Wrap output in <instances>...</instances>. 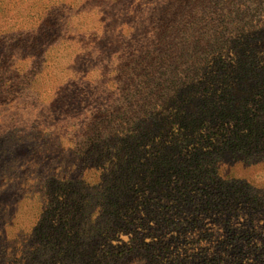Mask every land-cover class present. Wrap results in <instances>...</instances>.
Instances as JSON below:
<instances>
[{
  "label": "trees",
  "instance_id": "trees-1",
  "mask_svg": "<svg viewBox=\"0 0 264 264\" xmlns=\"http://www.w3.org/2000/svg\"><path fill=\"white\" fill-rule=\"evenodd\" d=\"M34 1L23 0L32 12L0 24V117L59 40L72 80L104 91L108 103L72 139L43 122L61 93L23 118L14 140L0 133V146L8 139L10 152L37 156L34 183L20 186L34 220L9 237L1 209L0 264H185L181 239L264 232V176L252 178L264 169V0ZM150 4L157 21L135 12ZM82 5L105 27L83 35L91 13ZM127 8H135L129 39L144 42L125 56ZM62 22L71 25L66 38ZM7 185L0 192L13 194ZM240 248L198 264H242Z\"/></svg>",
  "mask_w": 264,
  "mask_h": 264
},
{
  "label": "rangeland",
  "instance_id": "rangeland-1",
  "mask_svg": "<svg viewBox=\"0 0 264 264\" xmlns=\"http://www.w3.org/2000/svg\"><path fill=\"white\" fill-rule=\"evenodd\" d=\"M30 2L35 4L38 1L33 2V0H30ZM65 2L68 1L65 0ZM29 4L25 6L23 0H0V24L7 17L13 20L17 13L23 9L32 12L31 9L33 8H30L32 4L30 6ZM88 8L89 6L83 5L77 8V10H80L79 12H85L86 10L87 13H91L90 15H85L88 16L86 17L87 20L84 21L80 29L83 35L91 34L95 26L98 29L105 27L104 25H100L99 22L94 23L97 15ZM77 10L73 9V12ZM134 10L135 8L126 9V16L121 27L120 37L123 40L120 47L121 52L125 56L135 52L144 42L141 39H137L136 41L129 39V33H131L129 28L131 27V19L133 17L131 12ZM135 12H139L141 16L155 17L157 21L154 4L148 5L146 9L139 8ZM160 21L158 23H161ZM70 27L71 25L67 22L61 23L58 29V34H60L61 38L67 37ZM3 40L4 38L1 37L0 44ZM57 44L58 46L55 47V50H46L40 54L37 60L33 61V63H38L40 73L34 78L33 83L28 85V89L21 96V100L14 103L11 108L5 109L4 111H8L7 113L1 114L0 133L9 137L10 140H14L12 136H17V130L25 126L22 123L23 118L31 122V118H34L39 110H42L41 107L48 102L49 104L52 103L54 98L52 95L55 93H61L62 95L52 112L47 115L45 120L43 119V122H45V126L50 132L68 139H72L79 134L89 113L96 110L97 106L100 107L108 103V97L104 91L94 93L91 87L77 84L72 80L73 76L70 71L72 67L70 63L72 55L62 49V46L65 45L64 41L59 40ZM23 66H29V63L26 61ZM90 76L94 77L96 74L91 73ZM6 140L4 145L0 146V183L4 181L5 184H8L7 189L13 190L14 193L0 192V211L3 209L6 212V214L2 212L4 216L3 221L5 219L12 221V227L7 229L10 237L21 234L23 228L29 224L31 226L34 220L35 202L31 197L21 198L25 193V189L23 186H20L23 181L27 182L25 184L27 187H30L34 183L33 167L34 162L37 161V156L30 148L24 152L26 154L24 157L16 154L20 152H10L12 150L8 144L10 140ZM40 145L41 143H38L34 148L36 149ZM25 160H28L27 165L24 164ZM239 168L241 170L239 171L243 175L245 171L242 170V167ZM262 176H264V169L260 168L257 173H254L252 178L257 181L262 179ZM207 224L210 226L209 223ZM262 225L263 222L260 221L257 226ZM180 243L181 246L179 248L182 250L178 251V260H184L185 264H198L202 257L211 258L212 256H218L219 258L226 259L235 253L234 246H241L239 252L241 257L244 258L242 264H264V232H259L257 236L252 237L249 241L240 239L230 242L226 236L201 234L181 239ZM203 249H205V253L202 252ZM184 250L187 251L185 252Z\"/></svg>",
  "mask_w": 264,
  "mask_h": 264
}]
</instances>
